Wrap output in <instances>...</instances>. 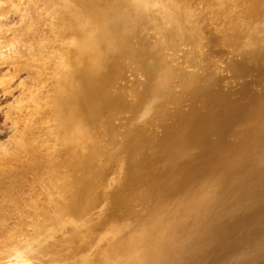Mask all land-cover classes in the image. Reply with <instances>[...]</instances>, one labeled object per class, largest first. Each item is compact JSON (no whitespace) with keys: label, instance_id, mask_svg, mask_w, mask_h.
Instances as JSON below:
<instances>
[{"label":"bare ground","instance_id":"6f19581e","mask_svg":"<svg viewBox=\"0 0 264 264\" xmlns=\"http://www.w3.org/2000/svg\"><path fill=\"white\" fill-rule=\"evenodd\" d=\"M58 1L66 11L60 13L63 36L78 35L80 41L59 51L65 62L55 88L54 130L60 149L48 161L53 168L34 170L50 172L56 188L48 192L44 207L37 208L41 212L33 232L17 243L18 225L25 226L33 216L26 207L36 208L30 200L33 188L13 179L0 183L2 202L11 193L0 208L6 220L0 221L4 257L39 237L43 230L38 233V223L44 218L47 229L73 223L65 249L77 264H264V92H248L245 83L238 99L227 105L188 29L180 33L174 28L188 46L184 58L193 69L170 65L160 44L149 41L143 0H131L122 11L111 0ZM254 15L264 17V8L258 6ZM262 47L254 40L248 48ZM128 71L134 76L132 86L126 85ZM138 74L145 76L141 83ZM246 94L251 97L242 101ZM122 112L130 118L117 122ZM165 114L174 120L161 124L164 132L156 136L153 117ZM98 122L108 142L102 157ZM174 126L182 131L169 138ZM113 168L124 176V184L114 189L111 180L105 181ZM102 197L105 205L99 210L105 220L93 217ZM143 209L146 213L137 212ZM101 227L116 229L105 234L108 248L97 258L81 260L88 248L74 238ZM39 244L43 249L34 254L42 259L59 247ZM55 259L41 264L62 263Z\"/></svg>","mask_w":264,"mask_h":264},{"label":"rangeland","instance_id":"374dc122","mask_svg":"<svg viewBox=\"0 0 264 264\" xmlns=\"http://www.w3.org/2000/svg\"><path fill=\"white\" fill-rule=\"evenodd\" d=\"M130 1L111 0L120 11L128 10ZM143 1L146 3V10L142 13L146 16L149 41L160 44L170 65L183 66L187 71L193 69V66L184 58L188 46L179 35L188 29L199 43L201 53L206 56L205 62H209L208 75L212 74L214 80L219 81L216 88L225 92L224 102L227 105L238 99L240 96L238 93L245 83L249 89L248 92L255 90V92H264V47L257 50L248 48L254 40L264 44V17L253 16L258 6L264 8V0ZM183 9L185 13L182 12ZM65 12L64 8L60 9L58 0H0V183L13 179L15 182L20 181L21 184L32 187L34 199L30 200L36 204V208L26 207V209L29 208L27 210L31 212V215L33 212V216L26 218V225L17 224L18 227H25L24 230L18 229L19 235L13 237L14 242L17 243L28 238L27 234L33 232V225L41 212L37 208L44 207L48 192L56 188L55 182L51 181L54 178L50 172H48L49 175L43 173L41 175L34 170L53 168V162L48 161L52 160L55 152L60 149L56 138L58 134L54 130L55 112H57V106L55 111L57 103L55 88L65 69V62L62 61L59 51L69 48L70 42L80 41L78 35L63 36L59 24L60 13L65 14ZM156 26L159 28L155 29ZM175 27L180 28V33L174 29ZM199 27L202 28L201 33H197ZM83 35L88 36V33ZM190 43L189 46H191ZM172 47L177 49L174 51ZM125 74L131 76L128 77L126 85L132 86L129 80L134 78L132 72L128 71ZM258 78H262L259 83ZM138 79L141 83L145 76L138 74ZM127 97L129 100L133 97L129 89ZM248 97L251 96L243 95L241 100L247 101ZM183 105L185 107L187 102ZM168 116L169 114L153 117L152 133L154 135L163 134V129L159 128L161 124L173 122L174 119ZM122 117L129 119L130 113H118L115 120L119 122ZM95 128L102 141L100 144L104 145L102 157L106 152L105 146L108 145L107 137L101 122H98ZM172 129L169 138L176 132L182 131L179 126H174ZM118 133H122L121 128L118 129ZM120 136L121 134H118V139ZM129 158L131 162H134L135 156ZM112 162L114 163V159ZM107 167L111 168L109 165ZM113 171L114 173L108 175L105 181L107 183L111 180L109 184L114 189L124 184V176L120 170L113 168ZM113 177L115 180H112ZM31 197L25 196V199ZM9 199H11V193L6 194V201ZM21 199H23L22 196ZM104 200L105 197L99 200L98 208L96 207L93 211V217L99 214L103 220L107 219V216L99 210L104 207ZM6 201L0 200V208L6 205ZM137 202L133 201V205L139 209L140 205ZM137 212L143 214L146 210ZM12 217L7 224L12 222ZM0 221H6L2 215ZM38 224L42 226L37 228L38 233L40 230L44 232L42 231L39 237L32 238L27 246L21 244L20 249L12 250L8 257H4L5 255L1 252L3 249L0 248V264H41L44 260L55 258L62 262L58 264H77L78 260L71 258L68 248L65 249L72 237L70 229L73 223L47 229L49 221L40 218ZM78 225H80L79 221ZM114 226H120V224ZM14 230L17 231L16 226ZM115 230L114 227H101L96 232L92 231L88 235L74 238L75 242L84 244L88 248L83 255H79L80 259L90 260L93 256L97 258L108 246L105 234L108 232L112 234ZM137 234L144 236L141 232ZM39 243H58L59 247L56 246L57 249L49 253L48 258L44 254L45 257L42 259L39 255V257L35 255L43 249L38 248ZM62 252L66 254L63 256ZM78 264H89V262L79 261Z\"/></svg>","mask_w":264,"mask_h":264}]
</instances>
